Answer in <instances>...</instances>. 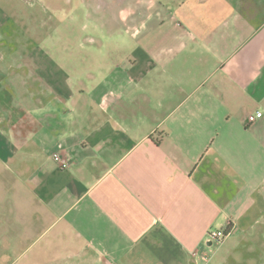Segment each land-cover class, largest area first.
I'll return each instance as SVG.
<instances>
[{
    "label": "crops",
    "instance_id": "1",
    "mask_svg": "<svg viewBox=\"0 0 264 264\" xmlns=\"http://www.w3.org/2000/svg\"><path fill=\"white\" fill-rule=\"evenodd\" d=\"M82 1L114 44L46 47L0 0L4 235L50 264H257L264 0Z\"/></svg>",
    "mask_w": 264,
    "mask_h": 264
},
{
    "label": "rangeland",
    "instance_id": "2",
    "mask_svg": "<svg viewBox=\"0 0 264 264\" xmlns=\"http://www.w3.org/2000/svg\"><path fill=\"white\" fill-rule=\"evenodd\" d=\"M9 1H11L13 11L24 16L26 20L24 28L27 27L32 34L37 35L38 43L46 47L50 48L53 44H57L61 47H80L79 49L82 50L91 45L114 44L99 34L100 30L95 26L94 17L87 13L82 0ZM128 29L132 32L135 26L128 27ZM89 38H93L95 43L90 42ZM122 44H124L123 39ZM262 222L264 223V217ZM3 226L4 223L0 224V264H50L52 262L50 254L39 253L43 248L44 239H38L39 235L34 228L27 236H21L19 227L16 235L9 238L4 235L6 232ZM219 245L214 242L210 248L216 250ZM262 250L259 257L262 261L259 260L257 264H264V248ZM201 263L205 264L203 261ZM230 263L240 264L235 260H231Z\"/></svg>",
    "mask_w": 264,
    "mask_h": 264
},
{
    "label": "built area",
    "instance_id": "3",
    "mask_svg": "<svg viewBox=\"0 0 264 264\" xmlns=\"http://www.w3.org/2000/svg\"><path fill=\"white\" fill-rule=\"evenodd\" d=\"M263 116L262 110H257L256 112L250 114L248 116V120L252 123L255 122L258 118ZM54 158L62 164L63 167H67L69 165L68 160H66L63 155L60 153H55ZM227 236V232L223 229L209 230L207 237L209 241L217 242L221 244L225 237Z\"/></svg>",
    "mask_w": 264,
    "mask_h": 264
},
{
    "label": "water",
    "instance_id": "4",
    "mask_svg": "<svg viewBox=\"0 0 264 264\" xmlns=\"http://www.w3.org/2000/svg\"><path fill=\"white\" fill-rule=\"evenodd\" d=\"M208 244H209V245H212V244H213V242H212V241H209V242H208Z\"/></svg>",
    "mask_w": 264,
    "mask_h": 264
}]
</instances>
